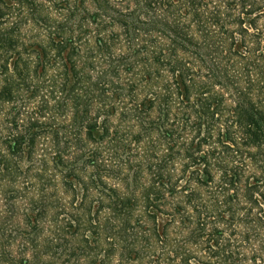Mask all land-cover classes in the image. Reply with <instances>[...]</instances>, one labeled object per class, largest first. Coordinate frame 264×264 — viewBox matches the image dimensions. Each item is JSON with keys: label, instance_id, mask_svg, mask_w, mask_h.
I'll use <instances>...</instances> for the list:
<instances>
[{"label": "trees", "instance_id": "1", "mask_svg": "<svg viewBox=\"0 0 264 264\" xmlns=\"http://www.w3.org/2000/svg\"><path fill=\"white\" fill-rule=\"evenodd\" d=\"M0 264H264V0H0Z\"/></svg>", "mask_w": 264, "mask_h": 264}]
</instances>
